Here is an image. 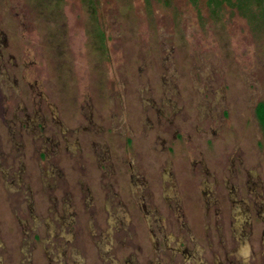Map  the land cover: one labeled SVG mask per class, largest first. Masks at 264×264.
Segmentation results:
<instances>
[{"label": "rangeland", "instance_id": "obj_1", "mask_svg": "<svg viewBox=\"0 0 264 264\" xmlns=\"http://www.w3.org/2000/svg\"><path fill=\"white\" fill-rule=\"evenodd\" d=\"M264 0H0V264H264Z\"/></svg>", "mask_w": 264, "mask_h": 264}, {"label": "trees", "instance_id": "obj_2", "mask_svg": "<svg viewBox=\"0 0 264 264\" xmlns=\"http://www.w3.org/2000/svg\"><path fill=\"white\" fill-rule=\"evenodd\" d=\"M242 1V0H239ZM255 115L257 121L260 123L262 128L264 129V102H258L255 105Z\"/></svg>", "mask_w": 264, "mask_h": 264}]
</instances>
